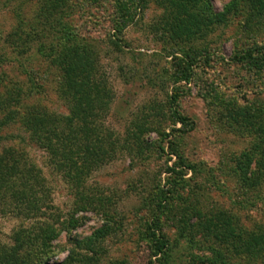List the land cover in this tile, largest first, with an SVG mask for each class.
<instances>
[{"label":"rangeland","instance_id":"rangeland-1","mask_svg":"<svg viewBox=\"0 0 264 264\" xmlns=\"http://www.w3.org/2000/svg\"><path fill=\"white\" fill-rule=\"evenodd\" d=\"M181 3L0 0V155L40 173L30 193L19 177L0 183V264H14L21 230L46 234L16 254L23 264H264V10ZM180 7L192 24L180 25ZM19 37L30 50L18 52ZM44 41L96 61L88 100L63 99ZM189 62L193 76L180 80ZM20 88L24 105L73 116L57 128L68 162L52 164L18 121L3 124L24 111L10 102ZM159 233L168 244L155 256Z\"/></svg>","mask_w":264,"mask_h":264},{"label":"trees","instance_id":"trees-1","mask_svg":"<svg viewBox=\"0 0 264 264\" xmlns=\"http://www.w3.org/2000/svg\"><path fill=\"white\" fill-rule=\"evenodd\" d=\"M179 4L185 5L186 2H191L194 4L203 2L202 6L204 9L208 8L207 0H176ZM255 3L260 6L259 11L264 10V0H254ZM179 12L182 13V17H180L178 20L180 21V25H185L187 26L190 24L193 20V16L191 13H188L187 16L184 17L185 12L184 8L180 7ZM228 12V10H227ZM212 16V15H211ZM215 17L220 18V22H223L221 15L217 14ZM187 22V23H186ZM192 24V23H191ZM22 37H19L18 39H15L11 41V43H16L17 46L15 47L17 49H20L21 51L18 52H23L24 50H30V45L25 44L24 42H21L20 39ZM24 41V40H23ZM50 44L46 43H41L37 47V51L39 54H41L43 57H48V58H54V63L58 64V67L60 68L61 72V83H60V93L61 96L63 97L64 100H66L68 103L69 101L73 100V96H78L80 99L83 100H88L90 98V92L92 91L91 85L96 84L99 82V79L97 77V74L95 73V65L96 61H91L89 59V56L85 57L84 55H80V50H82L81 46H73V45H65L63 48L60 47L59 43L54 44V41H47ZM23 50V51H22ZM61 50V51H60ZM59 52H62L61 54H64L62 57H59L61 54ZM68 53V54H67ZM67 54V56H66ZM76 54V56H75ZM256 64V63H255ZM194 65L189 62L188 65H186L183 68V71L181 72L180 75V80H187L189 81L194 73ZM98 88L96 87V90ZM29 93H27L24 89L20 88L14 97V99L10 98V102L12 101V104L14 107L17 106H23L22 112L19 110L15 109L12 113H8L6 115V118L3 122V124H7L8 122L10 123L13 120L18 121L19 123L23 124L25 128L30 132L33 142L40 148L45 149L50 156L51 163L55 164L59 156L62 155L63 159L68 162V157L66 154H63L64 151H62L61 154H59V149H58V141L56 142L57 139V134L59 131L58 125L60 122H64L67 124L73 125L74 124V118L66 116L64 119H59L55 118V114H52L41 108V106L38 105H24V99L28 98L29 99ZM71 114V112H70ZM175 114L177 116V121L180 122L183 126H188L190 125V118L181 116L177 110H175ZM90 114H85L82 118H77L79 120H83V123L90 124ZM8 123V124H9ZM61 132V131H60ZM22 158L20 155H16L15 153L11 152L10 150L4 151L2 155H0V183L5 184L6 178H20L25 185L30 184V189L29 193L32 192L33 190V183L32 179L34 176H39L40 173L37 171V169H33V167L28 168L25 164H23V161H20ZM61 160V159H60ZM175 164L173 165V168L176 169ZM25 169H22V168ZM175 169H171V172H175L173 176L179 175L178 171ZM246 171V170H245ZM249 171L242 173L241 179H242V184L246 186L249 181L253 179V176H248ZM30 177L32 178L30 180ZM172 182L171 180L169 183ZM260 182V179L257 178V180L254 181L253 188L257 187ZM6 185V184H5ZM2 186V185H0ZM17 194H21L19 191ZM36 204L35 201H33V205ZM32 207V205H30ZM33 210L39 209L37 205L33 206ZM33 210H30L31 213H34ZM22 232V236L18 238V235L16 238H18L17 246L13 248V257H12V262L14 264H23L22 261H19L16 256V254L20 255V251L24 248L26 245L27 249H31L33 244L36 243V239H39V242L41 243L42 241L45 240V232L42 231L38 236L37 235H30L26 230ZM36 236V237H35ZM155 236V256L161 255L165 253V248L167 247L168 240L165 238L164 235L159 233V236ZM43 244V243H42ZM44 245V244H43ZM45 246V245H44ZM44 264H51L50 261L48 260L47 262H44Z\"/></svg>","mask_w":264,"mask_h":264}]
</instances>
